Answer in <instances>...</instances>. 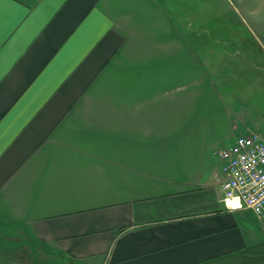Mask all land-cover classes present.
<instances>
[{
  "label": "crops",
  "instance_id": "obj_1",
  "mask_svg": "<svg viewBox=\"0 0 264 264\" xmlns=\"http://www.w3.org/2000/svg\"><path fill=\"white\" fill-rule=\"evenodd\" d=\"M113 1L0 0V264H264L218 158L264 134V100L233 59L167 87L160 51L127 56ZM199 83L219 104L199 110Z\"/></svg>",
  "mask_w": 264,
  "mask_h": 264
},
{
  "label": "rangeland",
  "instance_id": "obj_2",
  "mask_svg": "<svg viewBox=\"0 0 264 264\" xmlns=\"http://www.w3.org/2000/svg\"><path fill=\"white\" fill-rule=\"evenodd\" d=\"M111 9L118 18L127 16L124 21L131 39L127 56L145 50L162 53L167 87L172 68L182 69L181 83L188 87L193 83L189 70L201 72L197 60L220 70L233 59L245 78L243 96L264 100V0H114ZM205 74L194 73L192 78L204 80ZM206 86H198L199 110L209 102L211 106L220 102ZM253 87L256 95L250 92ZM167 93L176 99L190 96L189 88Z\"/></svg>",
  "mask_w": 264,
  "mask_h": 264
},
{
  "label": "built area",
  "instance_id": "obj_3",
  "mask_svg": "<svg viewBox=\"0 0 264 264\" xmlns=\"http://www.w3.org/2000/svg\"><path fill=\"white\" fill-rule=\"evenodd\" d=\"M223 180L220 188L227 208H248L264 222V134L235 137L218 152Z\"/></svg>",
  "mask_w": 264,
  "mask_h": 264
}]
</instances>
